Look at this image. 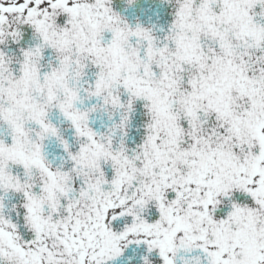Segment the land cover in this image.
Wrapping results in <instances>:
<instances>
[{"label":"snow or ice","instance_id":"snow-or-ice-1","mask_svg":"<svg viewBox=\"0 0 264 264\" xmlns=\"http://www.w3.org/2000/svg\"><path fill=\"white\" fill-rule=\"evenodd\" d=\"M0 264H264V0H0Z\"/></svg>","mask_w":264,"mask_h":264}]
</instances>
